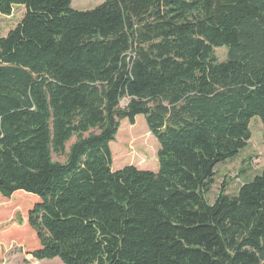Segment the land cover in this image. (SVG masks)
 <instances>
[{
	"label": "trees",
	"instance_id": "trees-1",
	"mask_svg": "<svg viewBox=\"0 0 264 264\" xmlns=\"http://www.w3.org/2000/svg\"><path fill=\"white\" fill-rule=\"evenodd\" d=\"M71 4L0 0L3 16L25 9L0 37V196L37 199L31 256L264 264V170L206 201L252 119L264 125V0ZM137 116L159 145L156 172L112 169L110 143ZM126 133L152 150L137 123Z\"/></svg>",
	"mask_w": 264,
	"mask_h": 264
},
{
	"label": "rangeland",
	"instance_id": "rangeland-1",
	"mask_svg": "<svg viewBox=\"0 0 264 264\" xmlns=\"http://www.w3.org/2000/svg\"><path fill=\"white\" fill-rule=\"evenodd\" d=\"M105 0H72V8L75 10H89L99 6ZM22 6L14 7L10 16L0 14V37L13 29L24 15ZM219 61L226 59V49H215ZM125 102H122V106ZM137 123L138 128L150 138V147L140 142L137 145L129 144L134 137L128 135L126 130ZM251 139L247 146L233 159L217 165L214 184L206 195V201L213 204L220 189L225 194H236L239 187L253 176H258L264 170V125L255 117L250 122ZM125 149V150H124ZM159 145L149 132L143 116H137L135 123L127 120L120 123L115 141L110 143L112 153V169L119 170L125 166H135L140 170H158L157 151ZM54 160L63 161V158L53 156ZM120 158H126L127 163L118 162ZM117 161V162H116ZM37 202L36 198L26 197L24 194H16L10 199L0 196V264H63L58 259L36 260L30 252L38 248L35 234L27 225V213Z\"/></svg>",
	"mask_w": 264,
	"mask_h": 264
}]
</instances>
